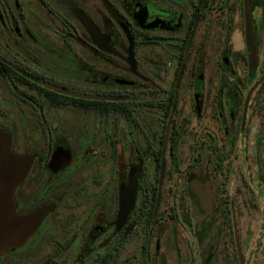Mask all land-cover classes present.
<instances>
[{
    "label": "flooded vegetation",
    "instance_id": "obj_1",
    "mask_svg": "<svg viewBox=\"0 0 264 264\" xmlns=\"http://www.w3.org/2000/svg\"><path fill=\"white\" fill-rule=\"evenodd\" d=\"M248 1L0 0V135L30 220L0 234V264H264V0L247 33Z\"/></svg>",
    "mask_w": 264,
    "mask_h": 264
},
{
    "label": "water",
    "instance_id": "obj_2",
    "mask_svg": "<svg viewBox=\"0 0 264 264\" xmlns=\"http://www.w3.org/2000/svg\"><path fill=\"white\" fill-rule=\"evenodd\" d=\"M252 0L248 1V4L245 9V19H246V28L247 33L250 30V7ZM73 9L71 6H69ZM76 15L78 13L73 10ZM86 28L91 32V27L87 24ZM249 41V34H248ZM249 44V43H248ZM27 169L25 168V163L22 159L13 156L10 153L9 140L0 135V234L4 238L7 234L10 235L12 231L16 230L18 238L21 239L28 230L29 219L26 220H17L14 215V201H13V192L15 187L24 177ZM204 206L207 203H203ZM53 207L47 208L45 211L48 212ZM20 242L18 239H14L9 242H5L3 246V252H6L10 248L17 246Z\"/></svg>",
    "mask_w": 264,
    "mask_h": 264
},
{
    "label": "rangeland",
    "instance_id": "obj_3",
    "mask_svg": "<svg viewBox=\"0 0 264 264\" xmlns=\"http://www.w3.org/2000/svg\"><path fill=\"white\" fill-rule=\"evenodd\" d=\"M258 207H261V206H263V205H261L260 203L257 205ZM260 220V219H259ZM260 258L261 259H263L261 256H260ZM261 262V261H260ZM4 263H5V261H4Z\"/></svg>",
    "mask_w": 264,
    "mask_h": 264
}]
</instances>
